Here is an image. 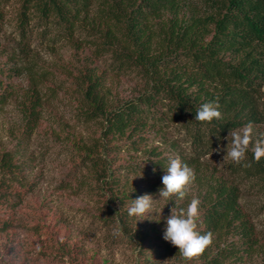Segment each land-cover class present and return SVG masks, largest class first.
Wrapping results in <instances>:
<instances>
[{"label":"rangeland","instance_id":"rangeland-1","mask_svg":"<svg viewBox=\"0 0 264 264\" xmlns=\"http://www.w3.org/2000/svg\"><path fill=\"white\" fill-rule=\"evenodd\" d=\"M90 1L88 14L66 29L51 15L41 17L35 7L27 10L20 26L19 0H0V53L12 51L19 40L22 49L13 71H6L12 66L9 56H0V70L6 71L0 72V158L8 152L17 165L12 175L0 170V179L9 185L6 191L12 192L0 200V219L9 223L0 231V264H264V184L244 166L252 145L237 165L224 158L225 151H217L230 145L229 133L218 138L207 129L194 144L187 135L192 129L185 130L183 120H174L175 112L158 100L132 139L127 130L110 141L114 151L102 147L106 122L89 114L87 82L100 78L97 93L104 115L148 86L114 50L98 51L103 40L96 29L97 11L102 14L104 6L102 0ZM31 100L35 119L26 112ZM253 100L258 118L264 120V80ZM253 125L254 144L264 137V121ZM86 150L98 161L97 176ZM176 157L194 169L195 180L184 200L165 201L158 190L170 159ZM102 164L109 167L106 174ZM218 186L231 194L218 200ZM15 190L21 193L19 201ZM131 191L133 197L122 202V194ZM144 194L153 196L152 211L129 217L131 200ZM193 197L201 201V234L213 225L206 218L217 203L231 207V224H221L225 230L213 234L201 256L185 260L163 236L171 209L186 210ZM118 227L123 231L115 236ZM245 231L247 242L241 236ZM138 234L145 241L143 250Z\"/></svg>","mask_w":264,"mask_h":264},{"label":"trees","instance_id":"trees-1","mask_svg":"<svg viewBox=\"0 0 264 264\" xmlns=\"http://www.w3.org/2000/svg\"><path fill=\"white\" fill-rule=\"evenodd\" d=\"M101 4L107 9L103 8L102 14L100 9L97 11L96 29L103 40L98 51L101 48L114 50L112 53L134 69L148 86L135 99L104 115L97 93L100 78L87 82L84 98L92 108L89 114L105 118L102 147L107 152L114 151L116 145H110V141L116 134L131 130L127 137L132 139L136 131L145 126L143 116L158 100L163 101L168 112H175L174 120H183L185 130L192 129L187 135L194 144L206 135L207 129L210 134L222 138L248 122L264 121L258 118V104L253 100L264 80V0H102ZM19 5L20 26L25 24L27 10L35 7L41 17L51 15L64 28L70 29L80 15L88 14L91 1L19 0ZM13 48L0 53V56H9L12 62L6 71H13L17 66L14 62L22 50L20 40ZM6 71L0 70L1 74ZM204 103H218L221 119L211 123L196 121V111ZM26 112L29 118L35 119L32 100ZM230 114L232 118H228ZM92 154L86 150V157L97 176L100 169L97 170L98 161L93 160ZM249 159L246 172L253 170L250 176L264 184V158L255 163L252 153ZM102 165L101 171L105 170L106 174L109 167L106 169ZM16 166L12 155L4 152L0 158L1 172L5 176L12 175ZM8 188L1 178L0 200H7L11 192V189L6 191ZM229 191L232 190L218 186L214 195L218 200L221 196L227 198L226 195L231 194ZM13 194L17 201L21 199L20 191L15 190ZM133 195L132 191L122 194L121 201ZM216 206L206 218L207 224H213L206 229L213 234L225 230L222 223L226 224L225 228L231 224V207H220L218 203ZM8 225L7 220L0 219V231ZM139 234L137 238L143 250L145 241ZM154 234L156 238L159 236ZM241 236L246 242L250 240L246 238V231ZM224 257L221 256V261Z\"/></svg>","mask_w":264,"mask_h":264},{"label":"clouds","instance_id":"clouds-1","mask_svg":"<svg viewBox=\"0 0 264 264\" xmlns=\"http://www.w3.org/2000/svg\"><path fill=\"white\" fill-rule=\"evenodd\" d=\"M218 103H204L200 105L195 114V120L199 122L211 123L214 119H221V112L218 110ZM252 122H248L242 129L231 130L230 145L226 149H217L225 151L226 157L233 163L240 165L246 160V154L249 146L252 145L253 162L259 163L264 158V137L258 138L253 144ZM228 138V137H227ZM249 167L250 164H245ZM195 180L194 169L183 163L179 157L170 159L166 174L162 176L163 187L158 190V197L169 201L173 198L184 200L189 192V186ZM154 199L152 195L144 194L131 200L128 207L129 217H144L153 209ZM201 201L193 197L189 202L187 209H177L173 207L166 220V230L163 239L179 250V253L185 260H192L201 256L213 242V233L206 232L201 234L198 231V217L200 215ZM143 221V220H140ZM122 227L114 230L113 235L122 234Z\"/></svg>","mask_w":264,"mask_h":264}]
</instances>
